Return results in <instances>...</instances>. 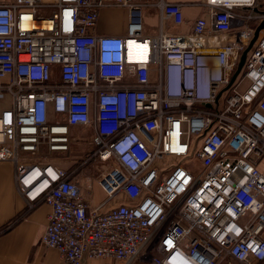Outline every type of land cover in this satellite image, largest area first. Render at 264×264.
I'll use <instances>...</instances> for the list:
<instances>
[{"label": "built area", "instance_id": "built-area-1", "mask_svg": "<svg viewBox=\"0 0 264 264\" xmlns=\"http://www.w3.org/2000/svg\"><path fill=\"white\" fill-rule=\"evenodd\" d=\"M156 6L150 35L131 0H0V163L51 208L42 241L66 264H264V31L248 50L264 9ZM105 8L128 10L126 35L94 33ZM96 161L91 207L76 177Z\"/></svg>", "mask_w": 264, "mask_h": 264}, {"label": "crops", "instance_id": "crops-1", "mask_svg": "<svg viewBox=\"0 0 264 264\" xmlns=\"http://www.w3.org/2000/svg\"><path fill=\"white\" fill-rule=\"evenodd\" d=\"M134 3L148 4L145 9L146 33L158 34L159 9L156 4L160 0H131ZM169 3L183 5V14L187 22L200 17H208L205 0H165ZM264 9V0H259ZM128 10L125 8H105L101 11L94 33L98 36H124L127 33ZM154 26V28L152 27ZM164 31L170 33H185L190 30L186 23L175 26L166 22ZM59 156L61 158H59ZM65 154L52 156L51 162L65 169L72 164ZM81 174L77 176L82 194L91 207L99 206L105 200V193L100 187L97 177L91 180V187L87 178ZM129 199L120 196L113 200L104 210L126 204ZM51 208L47 204H39L33 209L28 208L27 201L19 194L14 181V170H0V264H66L56 249L43 244V235L48 224ZM85 264H121L107 260H86Z\"/></svg>", "mask_w": 264, "mask_h": 264}, {"label": "rangeland", "instance_id": "rangeland-1", "mask_svg": "<svg viewBox=\"0 0 264 264\" xmlns=\"http://www.w3.org/2000/svg\"><path fill=\"white\" fill-rule=\"evenodd\" d=\"M152 27L154 28V26H152ZM8 103H9V101H8L7 98L6 99H3V100H0V112L4 108H6L8 106ZM85 138L86 139L89 138V134L88 133L85 135ZM84 143H85V141H84ZM59 155H61V154H59ZM64 157L67 158L66 155ZM59 158H61V157L59 156ZM102 166H105V163H102L100 161L94 162L92 164V167H89V169H86L85 175H90V177L94 179L95 177H97L98 175H100L99 168L102 167ZM0 170L1 171H4V173L7 170H12L13 171L14 170V166H13L12 163H9V162H7V163H0ZM150 257H151V255H150Z\"/></svg>", "mask_w": 264, "mask_h": 264}, {"label": "water", "instance_id": "water-1", "mask_svg": "<svg viewBox=\"0 0 264 264\" xmlns=\"http://www.w3.org/2000/svg\"><path fill=\"white\" fill-rule=\"evenodd\" d=\"M264 31V20L263 22L258 26V28L256 29V33H255V38L253 40V42L251 43L250 47L248 48V50L252 47V45L254 44V42L256 41V39L259 37L260 33ZM247 50V51H248ZM247 51L244 52V54L242 55L241 58V62L239 65V70L243 67L244 63H245V59H246V55H247Z\"/></svg>", "mask_w": 264, "mask_h": 264}]
</instances>
